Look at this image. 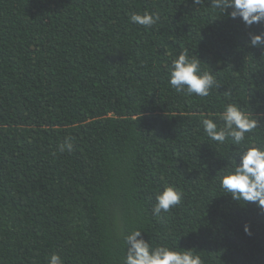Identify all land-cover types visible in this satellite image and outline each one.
<instances>
[{"label": "trees", "instance_id": "trees-1", "mask_svg": "<svg viewBox=\"0 0 264 264\" xmlns=\"http://www.w3.org/2000/svg\"><path fill=\"white\" fill-rule=\"evenodd\" d=\"M210 3L0 0V264H47L53 252L124 264L120 234L137 228L204 264H264V209L219 184L237 146L209 141L202 124L236 103L258 119L246 138L264 144V48L248 43L264 24ZM145 11L159 21L130 22ZM183 50L215 75L209 96L170 86ZM66 136L73 151L61 153ZM166 185L183 199L157 218Z\"/></svg>", "mask_w": 264, "mask_h": 264}, {"label": "clouds", "instance_id": "clouds-1", "mask_svg": "<svg viewBox=\"0 0 264 264\" xmlns=\"http://www.w3.org/2000/svg\"><path fill=\"white\" fill-rule=\"evenodd\" d=\"M195 11L205 0H192ZM211 7L219 15L231 19L239 18L245 27L264 24V0H211ZM230 9V11H229ZM160 19L156 12H133L130 22L145 29L155 25ZM248 43L252 47L264 48V31L249 33ZM169 84L177 93L207 97L213 88H219L212 72L201 67V60L183 50L171 60ZM203 130L209 141L224 144L231 139L236 150L231 156L232 166L222 175L219 184L223 193L229 194L238 203H254L264 209V144L250 142L246 134L258 127V119L249 115L236 103H227L219 114V122L213 118L202 120ZM73 137L66 136L58 145V151H73ZM237 157L239 162H237ZM183 193L173 185H166L155 193L152 214L159 218L181 203ZM246 233L250 228L245 225ZM126 247L124 264H204L199 254L192 249L170 247L166 243L153 245L145 240L141 229H133L120 234ZM47 264H65L64 258L56 252L47 257Z\"/></svg>", "mask_w": 264, "mask_h": 264}]
</instances>
